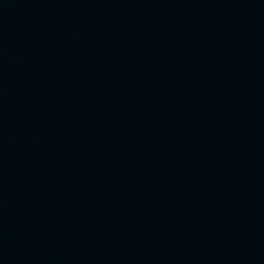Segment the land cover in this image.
<instances>
[{
  "label": "water",
  "instance_id": "water-1",
  "mask_svg": "<svg viewBox=\"0 0 264 264\" xmlns=\"http://www.w3.org/2000/svg\"><path fill=\"white\" fill-rule=\"evenodd\" d=\"M0 264H264V0H0Z\"/></svg>",
  "mask_w": 264,
  "mask_h": 264
}]
</instances>
